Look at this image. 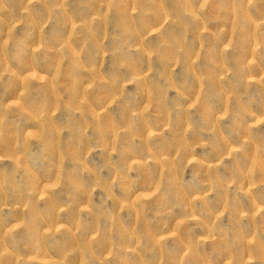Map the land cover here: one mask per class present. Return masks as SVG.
<instances>
[{
    "label": "rangeland",
    "instance_id": "obj_1",
    "mask_svg": "<svg viewBox=\"0 0 264 264\" xmlns=\"http://www.w3.org/2000/svg\"><path fill=\"white\" fill-rule=\"evenodd\" d=\"M0 264H264V0H0Z\"/></svg>",
    "mask_w": 264,
    "mask_h": 264
}]
</instances>
